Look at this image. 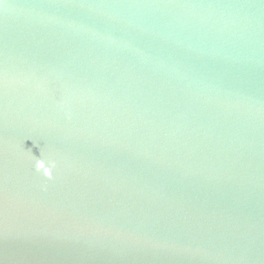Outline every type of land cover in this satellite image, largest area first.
<instances>
[{"label":"water","instance_id":"1","mask_svg":"<svg viewBox=\"0 0 264 264\" xmlns=\"http://www.w3.org/2000/svg\"><path fill=\"white\" fill-rule=\"evenodd\" d=\"M0 264H264V0H0Z\"/></svg>","mask_w":264,"mask_h":264},{"label":"clouds","instance_id":"2","mask_svg":"<svg viewBox=\"0 0 264 264\" xmlns=\"http://www.w3.org/2000/svg\"><path fill=\"white\" fill-rule=\"evenodd\" d=\"M50 166H46L45 162L43 160L37 159L36 163H35V167L37 172H41L43 173V175L49 179H51L52 177V168L55 167V163L54 162H49Z\"/></svg>","mask_w":264,"mask_h":264}]
</instances>
